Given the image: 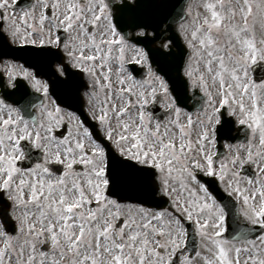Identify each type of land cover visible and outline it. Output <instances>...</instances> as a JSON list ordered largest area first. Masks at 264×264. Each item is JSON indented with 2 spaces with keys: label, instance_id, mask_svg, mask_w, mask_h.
<instances>
[{
  "label": "snow or ice",
  "instance_id": "1",
  "mask_svg": "<svg viewBox=\"0 0 264 264\" xmlns=\"http://www.w3.org/2000/svg\"><path fill=\"white\" fill-rule=\"evenodd\" d=\"M137 6L0 0V39L56 60L61 77L83 74L102 135L45 102L48 85L27 69L44 99L0 98V264H264V0H186L179 94L124 34L148 36ZM160 97L165 119L148 107ZM225 125L245 131L221 160Z\"/></svg>",
  "mask_w": 264,
  "mask_h": 264
},
{
  "label": "flooded vegetation",
  "instance_id": "2",
  "mask_svg": "<svg viewBox=\"0 0 264 264\" xmlns=\"http://www.w3.org/2000/svg\"><path fill=\"white\" fill-rule=\"evenodd\" d=\"M28 3L29 0H20V7H24ZM20 7L16 9L17 13H19ZM8 15L11 16L12 13L9 12ZM156 46L162 48L160 42L156 43ZM136 47L142 48L139 46ZM142 49L144 50V48ZM61 55L63 54L61 53ZM127 55L131 56L132 53L129 52L127 53ZM64 60L66 62L67 57H64ZM137 66L140 67L139 65ZM56 68V60L35 54V50L32 49L31 46H27L24 49H21L18 45H6L5 41L3 39H0V98L3 97L5 92H14L15 95H13L11 99H18L20 98L21 93L24 90H27L29 96L34 100V102H38L37 98L44 99L42 92L37 93L34 88H32L29 81L23 79V70L27 69L30 73L35 74L37 80L41 81V84L48 85L49 96L45 102L55 99L58 101L61 108L64 109L65 112L75 111L77 115H79L78 111H76L77 109L84 110L88 120L84 119V117L82 116L81 118L85 120L86 126H88L90 130L95 133L96 137L102 139V135L99 133L98 126L95 125V122L91 120L86 111L87 105L84 97V92L87 85V78L83 74H80L78 79L70 76L61 77L59 73L56 72ZM73 71L74 70L69 65L68 72L72 73ZM8 73H11L12 75H15L17 77L16 83L19 86L18 89L7 88ZM257 74H259V72H257ZM145 78L146 77L144 74V77L141 79ZM196 99L193 98V101L190 102V105H192ZM162 100L163 98L160 97L156 102V105L161 108H163L161 103ZM195 112L196 111H194L193 113ZM36 115H38V112L36 113ZM244 131L245 129H241L239 132L235 131L234 129L229 131L228 126L225 125V127L219 134L222 138L219 139L217 145L218 152L220 154L219 159L223 160L226 155L224 145L226 143H236L238 142V140H242ZM227 137H237V140L228 139ZM215 186L218 187V182Z\"/></svg>",
  "mask_w": 264,
  "mask_h": 264
},
{
  "label": "water",
  "instance_id": "3",
  "mask_svg": "<svg viewBox=\"0 0 264 264\" xmlns=\"http://www.w3.org/2000/svg\"><path fill=\"white\" fill-rule=\"evenodd\" d=\"M175 19H174V23H175ZM172 30L174 31V28L173 26L171 28H169V30ZM178 48H179V51H178V54H174V53H169L170 54V58H163V63H162V66H163V70H164V73L166 75L167 78H175V76L173 75L172 73V70H177V72H179V69L181 68V65H182V59H183V49H182V46L180 45V42H178ZM168 54V53H166ZM174 71V72H175Z\"/></svg>",
  "mask_w": 264,
  "mask_h": 264
}]
</instances>
